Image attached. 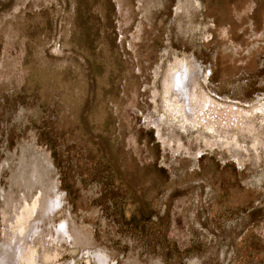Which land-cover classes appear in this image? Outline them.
<instances>
[{
	"label": "rangeland",
	"instance_id": "374dc122",
	"mask_svg": "<svg viewBox=\"0 0 264 264\" xmlns=\"http://www.w3.org/2000/svg\"><path fill=\"white\" fill-rule=\"evenodd\" d=\"M13 242L17 264H264V0H0Z\"/></svg>",
	"mask_w": 264,
	"mask_h": 264
},
{
	"label": "bare ground",
	"instance_id": "6f19581e",
	"mask_svg": "<svg viewBox=\"0 0 264 264\" xmlns=\"http://www.w3.org/2000/svg\"><path fill=\"white\" fill-rule=\"evenodd\" d=\"M173 78L176 91L188 103L191 94L189 86V73L183 69L177 72ZM8 248L9 249L6 250L4 256H0V264H17V256L20 254L18 251V245L13 242L11 247L9 246Z\"/></svg>",
	"mask_w": 264,
	"mask_h": 264
}]
</instances>
